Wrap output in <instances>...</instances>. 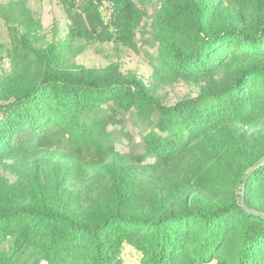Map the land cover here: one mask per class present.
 Returning a JSON list of instances; mask_svg holds the SVG:
<instances>
[{
    "label": "trees",
    "instance_id": "trees-1",
    "mask_svg": "<svg viewBox=\"0 0 264 264\" xmlns=\"http://www.w3.org/2000/svg\"><path fill=\"white\" fill-rule=\"evenodd\" d=\"M142 1L69 0L67 36L39 47L31 8L6 13L25 31L0 70V264H125L126 246L138 264H264V216L241 203L264 212V0H156L153 76L199 83L172 105L67 58L76 38L138 48Z\"/></svg>",
    "mask_w": 264,
    "mask_h": 264
},
{
    "label": "rangeland",
    "instance_id": "rangeland-1",
    "mask_svg": "<svg viewBox=\"0 0 264 264\" xmlns=\"http://www.w3.org/2000/svg\"><path fill=\"white\" fill-rule=\"evenodd\" d=\"M21 1L31 8L33 15L40 18L42 23L36 39L33 40L34 46H46L53 40L65 39L70 27L67 13L69 0L67 2L62 0H0V70L3 71L9 69L11 63L9 53L19 45L21 35L25 31L19 21L14 17L8 18L6 13L8 14L11 10L16 12L19 7L17 2ZM84 3L85 0H75L74 6L78 9ZM140 7L143 9V15L136 35L138 48H132L121 42H98L76 38L70 45L67 56L69 62L96 68L117 65L124 75H136L143 79L151 91L166 105H172L181 99L195 95L199 91V83L196 81L163 80L153 76L151 61L157 50L151 45L153 34L150 23L157 2L156 0H143ZM125 126L127 131L133 134L135 142L141 143L140 127L135 125L131 119L126 120ZM110 129L119 138L118 148L126 151L127 140L125 133L121 130V125H111ZM123 257L125 264H138L139 255L130 246L125 247Z\"/></svg>",
    "mask_w": 264,
    "mask_h": 264
},
{
    "label": "water",
    "instance_id": "water-1",
    "mask_svg": "<svg viewBox=\"0 0 264 264\" xmlns=\"http://www.w3.org/2000/svg\"><path fill=\"white\" fill-rule=\"evenodd\" d=\"M262 163L256 165L255 167H253L251 170L248 171L247 175H246V178H248L257 168H259L261 166ZM241 203L243 205V207L248 211V212H251V213H255V214H259V215H263L264 216V212L262 211H258V210H255V209H251L249 208L246 203H245V197L244 195H242L241 197Z\"/></svg>",
    "mask_w": 264,
    "mask_h": 264
},
{
    "label": "built area",
    "instance_id": "built-area-1",
    "mask_svg": "<svg viewBox=\"0 0 264 264\" xmlns=\"http://www.w3.org/2000/svg\"><path fill=\"white\" fill-rule=\"evenodd\" d=\"M112 5H113L112 3L104 2L100 4V10L103 13L109 14L112 9Z\"/></svg>",
    "mask_w": 264,
    "mask_h": 264
}]
</instances>
